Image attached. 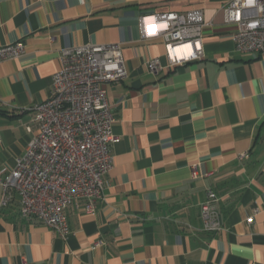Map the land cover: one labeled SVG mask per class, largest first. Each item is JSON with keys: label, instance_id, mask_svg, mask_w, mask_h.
<instances>
[{"label": "crops", "instance_id": "0c3cea01", "mask_svg": "<svg viewBox=\"0 0 264 264\" xmlns=\"http://www.w3.org/2000/svg\"><path fill=\"white\" fill-rule=\"evenodd\" d=\"M229 1L0 0V45H25L0 61L2 169L37 130L30 108L48 98L61 50L119 43L127 70L106 86L119 141L94 211L82 200L66 205L70 232L61 237L22 217L14 194L0 206V264H264V52L236 51ZM194 9L203 56L149 72L148 59L166 63L165 47L160 36L142 37L140 17L152 32L151 15ZM208 190L222 223L213 233L200 220Z\"/></svg>", "mask_w": 264, "mask_h": 264}, {"label": "built area", "instance_id": "2783aa9c", "mask_svg": "<svg viewBox=\"0 0 264 264\" xmlns=\"http://www.w3.org/2000/svg\"><path fill=\"white\" fill-rule=\"evenodd\" d=\"M223 12L225 22L236 25L232 38L237 52H264V0H230ZM147 17L139 19L141 35L160 36L166 57L165 64L159 57L148 59L149 72L165 71L203 56L201 10L153 14L152 32L146 31ZM160 25L163 27L158 28ZM24 53L21 41L0 45V61ZM126 76L119 43H87L60 51L48 98L30 108L36 132L12 168L0 167V206L16 194L22 217L38 219L61 237L70 232L66 205L82 200L86 212L94 211L105 190L104 177L113 166L111 146L119 141L112 130L115 117L106 86ZM191 174L200 176L197 165L192 166ZM216 202V194L208 190L200 205L201 226L206 232L222 229ZM258 211L254 208L246 217L248 225Z\"/></svg>", "mask_w": 264, "mask_h": 264}]
</instances>
